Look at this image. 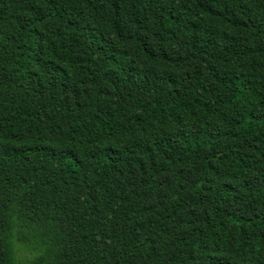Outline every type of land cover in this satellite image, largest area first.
I'll list each match as a JSON object with an SVG mask.
<instances>
[{"label":"trees","instance_id":"1","mask_svg":"<svg viewBox=\"0 0 264 264\" xmlns=\"http://www.w3.org/2000/svg\"><path fill=\"white\" fill-rule=\"evenodd\" d=\"M0 264H264V0H0Z\"/></svg>","mask_w":264,"mask_h":264},{"label":"rangeland","instance_id":"2","mask_svg":"<svg viewBox=\"0 0 264 264\" xmlns=\"http://www.w3.org/2000/svg\"><path fill=\"white\" fill-rule=\"evenodd\" d=\"M32 252L30 251H23V252H19V257L24 259L25 257L31 256Z\"/></svg>","mask_w":264,"mask_h":264}]
</instances>
